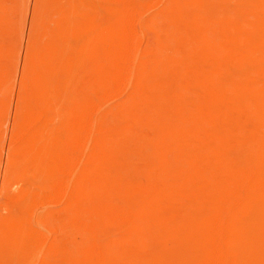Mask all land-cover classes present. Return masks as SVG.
Here are the masks:
<instances>
[{"label":"rangeland","instance_id":"374dc122","mask_svg":"<svg viewBox=\"0 0 264 264\" xmlns=\"http://www.w3.org/2000/svg\"><path fill=\"white\" fill-rule=\"evenodd\" d=\"M67 1L0 0V264H67L64 263L65 258L66 262L71 264H99L94 254L96 250L103 252L109 264H204L213 253L212 223L218 210L229 200L236 187L238 165L235 149L251 143L255 138L259 125L258 112L264 110L259 67L252 60L256 47L245 37V31L252 24L264 19V0H222L223 3L221 0H174L171 6L164 0H157L159 3L156 0H138L140 8L142 6V16L145 17H142L144 19L141 22L142 33L140 32L139 37L133 41H137V45L130 44L131 49L130 46L126 47L120 36L121 16L113 2L110 3L112 0H78L76 4H71L72 6ZM61 2H65V9ZM163 3L164 7H160ZM78 4L80 10L77 9ZM148 8L150 13L147 12ZM71 9L72 13L69 12ZM21 33L25 34V37ZM157 38H161L160 41H157ZM124 44L126 52L138 50V56L143 58L137 56L144 65L142 73H139L141 76H135L128 71L126 58L129 52L125 53ZM180 45L184 47L179 48ZM158 46L161 47L158 49ZM139 48L145 52L141 53ZM160 52L161 55H166V58L161 57ZM170 55L172 57H169ZM207 61L210 65L206 64ZM122 82L120 86L119 83ZM139 82L142 85L141 90L136 89ZM37 85L40 87L37 88ZM116 85L121 88L117 86V89ZM75 94L79 100L75 98ZM18 99H21V102ZM35 108L41 112L37 110L36 114ZM93 108L96 109L97 117ZM73 113L77 116L74 117ZM94 120L103 132L110 131L103 133L104 148L110 154L101 160L98 157L99 161L95 159L97 156L91 149L88 152L80 149L84 155L87 153L86 159L82 153L78 154L77 149V145L82 144L79 140H84L83 132L87 131L86 126H90ZM212 121L216 128L210 125ZM45 122L46 124H43ZM32 123L35 126L31 125ZM113 128L115 130L112 131ZM20 134L25 136L21 137ZM121 140L123 144L120 146ZM59 141L64 147L69 145L64 148ZM55 144H60L59 148ZM69 159L70 162L76 160L77 167L72 165L73 161L71 164L69 162L70 165L67 164ZM51 164L52 166H49ZM68 170L74 172L69 174ZM78 172L87 180L86 184L83 183L85 186H75L74 182L80 175ZM102 173H105V176ZM156 173L165 174L172 181L170 193L163 200L139 199L138 194H144L147 183ZM69 175L73 177L70 178ZM180 177L185 179L180 181ZM66 182L68 192L64 191L65 187L62 189ZM192 184H195L194 187ZM73 185L75 187H72ZM61 189L67 194H62ZM75 189L78 190L77 194ZM59 191L64 195L61 197L63 202L60 201V196L57 197ZM51 195L53 197H50ZM120 206L135 208L146 226L159 230L157 239L147 231L138 229L135 232L117 226L115 216ZM255 212L252 220L245 218L243 221L251 231L250 240L243 249L254 264H263L264 197L256 206ZM152 219L155 224L150 223L153 222ZM105 230L109 233L106 234ZM96 246L99 249H96ZM122 248H125V252L131 250V253H125ZM135 250H138V253L132 252ZM78 251L80 252L77 255ZM55 253H58L59 257L54 255ZM52 255L58 259L51 258ZM133 255L134 261L131 259ZM71 258H77L78 261ZM146 258H149L148 261ZM34 260L37 262L34 263Z\"/></svg>","mask_w":264,"mask_h":264},{"label":"bare ground","instance_id":"6f19581e","mask_svg":"<svg viewBox=\"0 0 264 264\" xmlns=\"http://www.w3.org/2000/svg\"><path fill=\"white\" fill-rule=\"evenodd\" d=\"M67 1V0H66ZM96 1V0H95ZM108 1H110V0H108ZM162 1V0H161ZM164 1H166L167 3H168V6L170 5L171 6V4H172V2H174V0L172 1V0H164ZM163 1V2H164ZM217 1V0H216ZM67 2H69V4L71 5H74V4H76L77 2H78V0H68ZM113 2V4L115 5V7H116V9L118 10V12H119V14H120V16H121V20H120V36L122 37V39L125 41V44H126V47L128 46V48H129V46H130V44L132 45V46H134L133 44H135V45H137L136 44V42H133V41H135V39H136V37L138 36V34L141 32V25H142V19H144V18H142V17H145V16H142L143 15V13H141V9H142V6H141V8H140V5H139V3H138V0H112V1H110V3H112ZM150 2V1H149ZM148 2V3H149ZM154 2V1H153ZM156 2H158L159 3V1H157L156 0ZM221 2H222V0H221ZM235 2V1H234ZM260 2H262V1H259V3ZM55 3V2H54ZM62 3V2H61ZM63 3H65V2H63ZM62 3V4H63ZM86 3H88V2H86ZM91 3V2H90ZM146 3V2H145ZM152 3V2H151ZM158 3H157V5H158ZM178 3V2H177ZM223 3V2H222ZM61 4V5H62ZM67 4V3H66ZM82 4V3H81ZM94 4V3H93ZM97 4V3H96ZM153 4V3H152ZM182 4V3H181ZM218 4V3H217ZM216 4V5H217ZM229 4V3H228ZM64 5V4H63ZM71 5V6H72ZM110 5V4H109ZM164 3H163V6L161 5H159L160 7H164ZM183 5V4H182ZM238 5V4H237ZM22 6V5H21ZM21 6H20V8H21ZM69 6V5H68ZM78 7H77V9L78 10H80L79 9V4L77 5ZM88 6V5H87ZM97 6V5H96ZM143 6H145V8L146 7H148L147 5H143ZM149 6H150V3H149ZM155 6V5H154ZM179 6V5H178ZM230 6V5H229ZM228 6V7H229ZM240 6V5H239ZM28 7H29V5H28ZM63 7V6H62ZM75 7H76V5H75ZM158 7V6H157ZM157 7H156V9H157ZM160 7H158V8H160ZM167 7V6H166ZM175 8H176V5L174 6ZM246 7V6H245ZM244 7V8H245ZM19 8V9H20ZM68 8V7H67ZM69 8H71L70 6H69ZM81 8V7H80ZM104 8V7H103ZM144 8V7H143ZM151 10H152V8L151 7H149ZM148 8V11L146 10V9H144V10H146L147 12H149V9ZM240 8V7H239ZM63 9H65V5H64V8ZM73 9V8H72ZM72 9L71 10H69V12L70 13H72ZM177 9V8H176ZM247 9V8H246ZM98 10H99V8H98ZM154 10V9H153ZM30 11V10H29ZM87 11V10H86ZM103 11H105V9L103 10ZM31 12V11H30ZM57 12H59V11H57ZM78 12L79 11H77V14H78ZM102 12V11H101ZM142 12H143V10H142ZM146 12V13H147ZM257 12V11H256ZM264 12V11H263ZM60 13V12H59ZM64 13V12H63ZM69 13V14H70ZM150 13V12H149ZM181 13V12H180ZM196 13V12H195ZM262 13V12H261ZM68 14V15H69ZM144 14H145V11H144ZM197 14V13H196ZM201 14V13H200ZM28 15V14H27ZM26 15V16H27ZM64 15H65V13H64ZM71 15V14H70ZM162 15V14H161ZM160 15V16H161ZM164 15V14H163ZM162 15V16H163ZM195 15V14H194ZM205 15V14H204ZM239 15V14H238ZM160 16H159V18H160ZM218 16V15H217ZM165 17H166V14H165ZM92 18V17H91ZM159 18H158V22H159ZM163 18V17H162ZM162 18L160 19V21L162 20ZM183 18H185L184 16H183ZM241 18V17H240ZM248 18H250V16L248 17ZM264 18V17H263ZM46 19V18H45ZM181 19V18H180ZM212 19V18H211ZM210 19V21L212 22V20ZM220 19V18H219ZM66 20V19H65ZM90 20V19H89ZM155 20V19H154ZM166 20V19H165ZM231 20V19H230ZM215 21V20H214ZM246 21V20H245ZM44 22V21H43ZM68 22V21H67ZM102 22V21H101ZM158 22H156L157 24H158ZM163 23H164V21H162ZM161 22V23H162ZM187 22V21H186ZM210 22V23H211ZM93 23V22H92ZM152 23V22H151ZM188 23V22H187ZM68 24V23H67ZM212 24V23H211ZM211 24H210V26H211ZM45 25H46V23H45ZM64 25H65V22H64ZM92 25V24H91ZM100 25H102V23H100ZM99 25V26H100ZM104 25V24H103ZM14 26H15V24H14ZM72 26V25H71ZM163 26V25H162ZM168 26V25H167ZM172 26H174V25H172ZM213 26V25H212ZM62 27V26H61ZM20 28V27H19ZM143 28H144V26H143ZM164 28V27H163ZM190 28V27H189ZM211 28V27H210ZM19 30V29H18ZM53 30V29H52ZM168 30H170V26H169V28H168ZM186 30V29H185ZM192 30V29H191ZM25 31V30H24ZM167 31V30H166ZM187 31V30H186ZM26 32V31H25ZM46 32V31H45ZM70 32H71V30H70ZM156 32V31H155ZM164 32H165V30H164ZM23 33V32H22ZM21 33V34H22ZM142 33V32H141ZM175 33V32H174ZM2 34V33H1ZM171 34H172V32H171ZM197 34V33H196ZM22 35H24L23 37H25V34H22ZM93 35H94V33H93ZM142 35V34H141ZM166 35H167V33H166ZM172 35H175V34H172ZM117 36V35H116ZM225 36V35H224ZM93 37V36H92ZM139 37V36H138ZM154 37H157L156 35H154ZM154 37H153V39H154ZM162 37V36H161ZM165 37V36H164ZM163 37V38H164ZM188 37V36H187ZM227 37V36H226ZM230 37V36H229ZM245 37H246V39L248 40V42L249 43H251L252 45H254L255 47H256V50H255V53L253 54V57H252V60H253V62L259 67V79H260V82H261V85H262V89H261V91H263V93H264V19H259V20H257L254 24H252L250 27H249V29L248 30H246L245 31ZM20 38V37H19ZM119 38V37H118ZM162 38V39H163ZM166 38V37H165ZM171 38V37H170ZM175 38V37H174ZM191 38V37H190ZM189 38V39H190ZM222 38V37H221ZM225 38V37H224ZM228 38V37H227ZM160 39L161 38H157V41H160ZM172 39V38H171ZM177 39V38H176ZM193 39V38H192ZM191 39V40H192ZM6 40V39H5ZM19 40V39H18ZM22 40V39H21ZM20 40V41H21ZM24 40H25V38H24ZM52 40V39H51ZM137 40H139V39H137ZM163 40H165V39H163ZM162 40V41H163ZM198 40H199V38H198ZM222 40V39H221ZM229 40V39H228ZM236 40V39H235ZM26 41V40H25ZM166 41H167V39H166ZM172 41V40H171ZM189 41V40H188ZM193 41V40H192ZM220 41V40H219ZM11 42H13V41H11ZM10 42V43H11ZM133 42V43H132ZM138 42H140V41H138ZM191 42V41H190ZM190 42H188V44L190 43ZM195 42V41H194ZM23 43H25L24 41H23ZM157 43V42H156ZM161 44H162V42H160ZM186 43V42H185ZM193 43V42H192ZM228 43H229V41H228ZM236 43V42H235ZM52 44V43H51ZM118 44H119V42H118ZM125 44H124V48H125ZM174 44V43H173ZM194 44H196V43H194ZM87 45V44H86ZM157 45V44H156ZM184 45V44H183ZM199 44H197V46H198ZM21 46V45H20ZM52 46V45H51ZM132 46H130V49H131V47ZM139 46V45H138ZM169 46V45H168ZM182 45H180L179 46V48L181 47ZM49 47V46H48ZM137 47V46H136ZM140 47V46H139ZM156 47V46H155ZM159 47H161V46H158V49H159ZM163 47V46H162ZM170 47V46H169ZM168 47V48H169ZM184 46H182V48H183ZM187 47H188V45H187ZM187 47H186V50H185V53H186V51H187ZM227 47H228V45H227ZM51 48H54V47H51ZM128 48H127V50H128ZM134 48V47H133ZM157 48V47H156ZM181 48V49H182ZM190 48V47H189ZM196 48V47H195ZM199 48V47H198ZM222 48V47H221ZM55 49V48H54ZM138 49V48H137ZM140 49V48H139ZM153 49H155V48H153ZM158 49H157V51H158ZM178 49V48H177ZM177 49H175L176 51H177ZM220 49V48H219ZM229 49H230V47H229ZM234 49H235V47H234ZM7 50V49H6ZM22 50V49H21ZM141 50V53H143V52H145V51H143L142 49H140ZM149 51H150V49H148ZM175 50H173V51H175ZM183 50V49H182ZM192 50V49H191ZM190 50V51H191ZM195 50H197V48L195 49ZM238 50V49H237ZM51 51V50H50ZM143 51V52H142ZM157 51H156V53H157ZM162 51V50H161ZM163 51H165L164 50V48H163ZM162 51V52H163ZM169 51H171V50H168V52ZM175 51V52H176ZM209 51V50H208ZM227 51H229V50H226V52ZM18 52V51H17ZM57 52V51H56ZM85 52V51H84ZM93 52V51H92ZM129 51H127L126 52V48H125V53H128ZM137 52H138V50H137ZM135 50H130V52H129V54H128V58H126V60H128V68L127 69H129L128 71L130 72H132V74H134L135 76H139L142 72H141V70H142V67L144 66L143 65V63H141L140 62V60L138 59V57H140V59H143V58H141V56H138V53H137ZM182 52V51H181ZM193 52V51H192ZM197 52V51H196ZM202 52H204V47H203V51ZM24 53V52H23ZM59 53V52H58ZM71 53H73V52H71ZM75 53V52H74ZM140 53V52H139ZM151 52H149V54H150ZM8 54V53H7ZM182 54H183V52H182ZM203 54V53H202ZM206 54H208V53H206ZM223 54V53H222ZM9 55V54H8ZM58 55H60V53L58 54ZM126 55V57H127V54H125ZM158 55H159V53H158ZM160 55H161V52H160ZM177 55V54H176ZM179 55V54H178ZM186 55V54H185ZM21 56V55H20ZM19 56V57H20ZM138 56V57H137ZM163 56H165V58H166V55H161V57H163ZM212 56V55H211ZM22 57V56H21ZM20 57V58H21ZM65 57V56H64ZM158 57V56H157ZM160 57V58H161ZM169 57H172V55H170ZM174 57V56H173ZM10 58V57H9ZM58 58H60V57H58ZM78 58H80V57H78ZM125 58V57H124ZM146 58V57H145ZM144 58V59H145ZM152 58V57H151ZM164 58V59H165ZM168 58V57H167ZM11 59V58H10ZM19 59V58H18ZM47 59V58H46ZM71 59H73L72 57H71ZM103 58H101V61H103L102 60ZM163 59V58H162ZM162 59H161V61H162ZM169 59V58H168ZM171 59H173V58H171ZM177 59V58H176ZM175 59V60H176ZM125 60V61H126ZM156 60V59H155ZM217 60V59H216ZM224 60V59H223ZM34 61H35V59H34ZM49 61V60H48ZM70 61H73V60H70ZM99 61V60H98ZM147 61V60H146ZM167 61L168 60H166V63H167ZM177 61H178V59H177ZM74 62V61H73ZM73 62H71V64L73 63ZM104 62H106V61H104ZM145 62V61H144ZM156 62V61H155ZM208 63H206V64H209V61H207ZM218 62V61H217ZM121 63V62H120ZM146 63V62H145ZM163 63V62H162ZM175 63V62H174ZM177 63V62H176ZM220 63V62H219ZM77 64V63H76ZM148 64V63H147ZM158 64V63H157ZM18 65V64H17ZM39 65V64H38ZM74 65V64H73ZM87 65V64H86ZM124 65H125V63H124ZM143 65V66H142ZM166 65V64H165ZM210 65V64H209ZM245 65V64H244ZM15 66V65H14ZM37 66V65H36ZM160 66H162V65H160ZM199 66V65H198ZM207 66V65H206ZM224 66V65H223ZM38 67V66H37ZM41 67H43V65L41 66ZM146 67V66H145ZM159 67V66H158ZM157 67V68H158ZM72 68H73V66H72ZM222 68V67H221ZM38 69V68H37ZM41 69V68H40ZM60 69V68H59ZM92 69V68H91ZM90 69V70H91ZM97 69V68H96ZM95 69V70H96ZM146 70H147V68H145ZM181 69V68H180ZM198 69H200V68H198ZM62 70V69H61ZM94 70V69H93ZM144 70V69H143ZM18 71H19V69H18ZM49 71V70H48ZM72 71V70H71ZM124 70H122V72H123ZM154 71V70H153ZM156 71V70H155ZM125 72V71H124ZM141 72V73H140ZM171 72V71H170ZM221 72V71H220ZM36 74H37V70H36V72H35ZM128 73V72H127ZM140 73V74H139ZM153 73H155V72H153ZM258 73V72H257ZM48 74V73H47ZM52 74V73H51ZM122 74V73H121ZM132 74L130 75L131 77H132ZM209 74V73H208ZM30 75V74H29ZM49 75V74H48ZM123 75V74H122ZM160 75V74H159ZM17 76V75H16ZM15 76V77H16ZM32 76V75H31ZM50 76V75H49ZM71 76H72V74H71ZM125 76H127V75H124V77ZM129 76V75H128ZM127 76V77H128ZM129 76V77H130ZM141 76V75H140ZM157 76V75H156ZM28 77V76H27ZM65 77V76H64ZM159 77V76H158ZM158 77H155V78H158ZM47 78V77H46ZM45 78V79H46ZM55 78V77H54ZM57 78V77H56ZM68 78V77H67ZM122 78V77H121ZM120 78V79H121ZM165 79H166V77H164ZM164 78H161V79H163L164 80ZM201 78V77H200ZM65 79V78H64ZM74 79V78H73ZM107 79V78H106ZM159 79V78H158ZM18 80V79H17ZM47 80V79H46ZM79 80H80V78H79ZM104 80H105V78L103 79V82H104ZM107 80H109V79H107ZM110 80H111V78H110ZM123 80V79H122ZM147 80H148V78H147ZM160 80V79H159ZM167 80V79H166ZM45 81V80H44ZM48 81V80H47ZM51 81H52V77H51ZM72 82H73V80H71ZM121 81V80H120ZM140 81V80H139ZM196 81V80H195ZM49 82V81H48ZM47 82V84H49ZM124 82V81H123ZM123 82L122 83H119V85L120 84H123ZM147 82V81H146ZM178 82H179V80L177 81V84H178ZM241 82V81H240ZM18 83V82H17ZM42 83V82H41ZM51 83V82H50ZM57 83V82H56ZM127 83V82H126ZM125 83V84H126ZM156 83V82H155ZM20 84V83H19ZM52 84H54V83H52ZM70 84H71V82H70ZM117 84V83H116ZM58 85H59V83H58ZM119 85H116V88H117V86H118V88H121V87H119ZM14 86H15V84H14ZM48 86V85H47ZM50 86V85H49ZM109 86V85H108ZM114 86V85H113ZM121 86V85H120ZM15 87H17V86H15ZM40 86H38L37 85V88H39ZM43 87H45V86H43ZM42 87V88H43ZM51 87V86H50ZM54 87H55V85H54ZM122 87H124V89H125V86H123L122 85ZM178 87V86H177ZM115 88V87H114ZM117 88V89H118ZM126 88H127V86H126ZM141 88H142V85H141V82H139L138 83V85H137V87H136V89L137 90H141ZM145 88V87H144ZM223 88V87H222ZM225 88V87H224ZM17 89V88H16ZM15 89V90H16ZM32 89V88H31ZM44 89V88H43ZM134 89H135V86H134ZM133 89V90H134ZM175 89V88H174ZM121 90V89H120ZM133 90H131V91H133ZM148 90V89H147ZM153 90V89H152ZM177 90H178V88H177ZM176 90V91H177ZM221 90V89H220ZM58 91H60V90H58ZM65 91V90H64ZM121 91H123V90H121ZM126 91V90H125ZM129 91V90H128ZM128 91H126V92H128ZM151 91V90H150ZM149 91V92H150ZM221 91H223V90H221ZM15 92V91H14ZM52 95H53V89H52ZM61 92V91H60ZM74 92V91H73ZM137 92V91H136ZM136 92H134L135 94H137ZM184 92V91H183ZM119 93V92H118ZM121 93V92H120ZM142 93H143V91H142ZM151 93V92H150ZM158 93H160V92H158ZM178 93V92H177ZM239 93V92H238ZM68 93H66V95H67ZM123 94V93H122ZM129 94H131V93H129ZM128 94V95H129ZM132 94H133V92H132ZM147 94V93H146ZM187 94V93H186ZM61 95V94H60ZM65 95V94H64ZM74 95V94H73ZM143 95H145V94H143ZM205 95V94H204ZM11 96H12V94H11ZM69 96V95H68ZM76 96V97H75ZM75 96H72L73 98L75 97L77 100H79L80 98L78 97V95H76L75 94ZM138 96V95H137ZM50 97V96H49ZM63 97V96H62ZM70 97V96H69ZM78 97V98H77ZM128 97V96H127ZM132 97V96H131ZM130 97V98H131ZM136 97V96H135ZM149 97H150V94H149ZM174 97V96H173ZM181 97V96H180ZM244 97V96H243ZM242 97V98H243ZM17 98H18V96H17ZM20 98V97H19ZM107 98V97H106ZM133 98V97H132ZM145 98V97H144ZM182 98V97H181ZM245 98V97H244ZM12 99V98H11ZM51 99V98H50ZM75 99V100H76ZM105 99V98H104ZM137 99H138V97H137ZM143 99V98H142ZM18 100H20V102H21V99H18ZM65 100V99H64ZM64 100H63V102H64ZM72 101H74V99H71ZM77 100L75 101V102H77ZM109 100V99H108ZM144 100V99H143ZM147 100H148V97H147ZM28 100H26V102H27ZM62 101V100H61ZM71 101V102H72ZM174 101V100H173ZM238 101V100H237ZM13 102H15V100L13 101ZM18 102V101H17ZM70 101L68 100V103H69ZM104 102V101H103ZM145 102V101H144ZM187 102V101H186ZM185 102V103H186ZM220 102V101H219ZM67 103V104H68ZM94 103V102H93ZM105 103V102H104ZM110 103V102H109ZM128 103V102H127ZM136 103V102H135ZM142 103V102H141ZM157 103V102H156ZM155 103V104H156ZM222 103V102H221ZM18 104H19V102H18ZM33 104V103H32ZM77 104V103H76ZM143 104V103H142ZM146 104V103H145ZM144 104V105H145ZM148 104V103H147ZM184 104V103H183ZM187 104V103H186ZM13 105H15V104H13ZM96 105V104H95ZM98 105V104H97ZM131 105V104H130ZM156 105H158V104H156ZM225 105V104H224ZM19 106V105H18ZM17 106V107H18ZM28 106V105H27ZM54 106V105H53ZM68 106H69V104H68ZM93 106V105H92ZM160 106V105H159ZM158 106V107H159ZM188 106V105H187ZM67 106H65V108H66ZM70 107V109H71V106H69ZM74 107V106H73ZM76 107V106H75ZM95 107V106H94ZM99 107V106H98ZM130 107V106H129ZM151 107V106H150ZM172 107V106H171ZM223 107V106H222ZM28 108V107H27ZM26 108V109H27ZM37 108V107H36ZM35 108V109H36ZM137 108H138V106H137ZM188 108H191V107H188ZM203 108V107H202ZM224 108V107H223ZM23 109V107L21 108V110ZM25 109V110H26ZM34 109V110H35ZM58 109V108H57ZM67 109V108H66ZM70 109L68 110V111H70ZM75 109V108H74ZM94 109V108H93ZM100 109H101V107H100ZM112 109V108H111ZM157 109V108H156ZM18 110H19V107H18ZM29 110V109H28ZM27 110V111H28ZM38 109H36L35 110V113L37 114V111ZM96 109H94V111H95ZM102 110V109H101ZM104 110V109H103ZM102 110V111H103ZM125 110V109H124ZM144 110V109H143ZM193 110V109H192ZM12 111V110H11ZM39 112H41L40 110H38ZM55 111H56V109H55ZM66 111V110H65ZM98 111H100V110H98ZM158 111V110H157ZM227 111V110H226ZM18 112H20V111H18ZM38 112V113H39ZM42 112H43V110H42ZM71 112H73L72 110H71ZM70 112V113H71ZM93 112V111H92ZM128 112V111H127ZM195 112V111H194ZM11 113V112H10ZM76 114H77V112H75ZM75 113H73L74 114V117H76L77 115L75 114ZM96 111L94 112V114H95V116H96ZM99 113V112H98ZM130 113V112H129ZM259 114H258V123H259V125H258V130H257V133H256V136H255V138L251 141V143H248V144H246V145H244V146H241V147H237L236 149H235V153H236V163H237V165H238V172L236 171V173H238V178H237V183H236V187H235V190H234V192L232 193V195L230 196V198H229V200H227L225 203H224V205L222 206V207H220V209L218 210V213H217V216H216V218L214 219V221H213V223H212V226H213V235H214V240H213V253H212V255H211V257L210 258H208L205 262H204V264H254V262H253V260L248 256V254L245 252V250L243 249V246L247 243V241H249L250 240V236H251V231L247 228V226L246 225H244L243 224V221H244V219L245 218H251V220H252V217L254 216V213H256L255 212V208H256V206L258 205V203L261 201V199H262V197H264V110H259V112H258ZM11 114H13V113H11ZM41 114V113H40ZM39 114V115H40ZM56 114V113H55ZM202 114V113H201ZM66 115H68V116H72V114L70 115V114H66ZM76 115V116H75ZM91 115V114H90ZM92 115H93V113H92ZM121 115V114H120ZM35 116V115H34ZM38 116V115H37ZM42 116H44V115H42ZM97 116H98V114H97ZM96 116V117H97ZM116 116H118V115H116ZM115 116V117H116ZM126 116V115H125ZM157 116V115H156ZM155 116V117H156ZM185 116V115H184ZM205 116V115H204ZM39 117H41V116H39ZM73 117V118H74ZM201 117H203V116H201ZM92 119L94 118V117H91ZM90 118V119H91ZM153 118V117H152ZM102 120H103V118H101ZM116 119V118H115ZM74 120H75V118H74ZM101 120V121H102ZM105 120V119H104ZM141 119L139 118V121H140ZM150 120V119H149ZM204 120H205V118H204ZM224 120V119H223ZM14 121V120H13ZM44 121V120H43ZM63 121V120H62ZM62 121H60V122H62ZM65 121V120H64ZM148 121V120H147ZM152 121V120H151ZM40 122H42L41 120H40ZM89 121H87V123H88ZM97 122V121H96ZM96 122H95V120L92 122L91 121V123H90V126H86V130L87 131H85V132H83L84 134H85V136H84V140L83 141H81V140H79L82 144L80 145L79 144V146L77 145V149L79 150V153L78 154H80V153H82V151H87L88 152V150L90 151V149L93 151V154L95 155V156H97L95 159H97L98 157H99V159L101 160V159H104L105 158V156L108 154V152H106V150H105V148H104V140H103V133L105 132V133H108V132H110L109 130H108V132H106V131H102L97 125H96ZM111 122V121H110ZM134 122H136V121H134ZM205 122V121H204ZM207 122H209V121H207ZM206 122V123H207ZM48 123V122H47ZM50 123V122H49ZM73 122H71V124H72ZM137 123V122H136ZM146 123V122H145ZM15 124V123H14ZM40 124V123H39ZM43 124H46V122L45 123H43ZM89 124V123H88ZM87 124V125H88ZM107 124V123H106ZM116 124H117V122H116ZM126 124V123H125ZM150 124V123H149ZM189 125H190V123H188ZM197 124V123H196ZM200 124H201V121H200ZM199 124V125H200ZM202 124H203V122H202ZM208 124V123H207ZM31 125H34L33 123L31 124ZM41 125V124H40ZM51 125V124H50ZM50 125H49V127H50ZM137 125V124H136ZM136 125H135V127H136ZM140 125L142 126V123H141V121H140ZM145 125V124H144ZM210 125H212L214 128H216V124L214 123V121H212L211 122V124ZM24 126V125H23ZM35 126V125H34ZM37 126V125H36ZM52 127H53V125H51ZM73 126H75V125H73ZM100 126V125H99ZM126 126H127V124H126ZM147 126H150V125H147ZM173 126V125H172ZM221 126V125H220ZM11 127V126H10ZM48 127V128H49ZM51 127V128H52ZM55 127V126H54ZM53 127V128H54ZM87 127H89V128H87ZM191 128H193L192 126H190ZM199 127V126H198ZM7 128V127H6ZM31 128H33V127H31ZM42 128V127H41ZM52 128V129H53ZM75 128V127H74ZM73 128V129H74ZM126 128V127H125ZM137 128V127H136ZM135 128V129H136ZM173 128V127H172ZM10 129V128H9ZM30 129V128H29ZM29 129H28V131H29ZM62 129V128H61ZM129 129V128H128ZM153 129V128H152ZM170 129V128H169ZM227 129V128H226ZM232 129V128H231ZM47 130V129H46ZM113 130H115L114 128L112 129V131ZM126 130L127 129H125V132H126ZM228 130V129H227ZM32 130H30V132H31ZM119 131V130H118ZM137 131V130H136ZM148 131V130H147ZM155 131V130H154ZM238 131H239V129H238ZM26 132H27V130H26ZM54 132V131H53ZM61 132V131H60ZM76 132V131H75ZM133 132H134V130H133ZM19 133H21V132H19ZM18 133V134H19ZM24 133V132H23ZM104 133V134H105ZM201 133V132H200ZM229 133V132H228ZM26 135H27V133H25ZM52 134V133H51ZM80 134V133H79ZM131 134V133H130ZM134 134H137V133H134ZM160 134V133H159ZM163 134V133H162ZM217 134H219L218 132H217ZM216 134V135H217ZM21 135V134H20ZM66 135V134H65ZM132 136H134L133 134H131ZM130 135V136H131ZM138 135V134H137ZM137 135H136V137H137ZM176 135V134H175ZM220 135V134H219ZM223 135H225V134H223ZM24 137L25 135H21V137ZM79 136H81V135H79ZM124 136H125V134H124ZM131 136V137H132ZM228 136V135H227ZM230 136V135H229ZM27 137V136H26ZM59 137H60V135H59ZM58 137V138H59ZM130 137V138H131ZM135 137V136H134ZM143 137V136H142ZM206 137H207V135H206ZM217 137V136H216ZM8 138V137H7ZM6 138V139H7ZM29 138V137H28ZM139 138V137H138ZM141 138V137H140ZM193 138V137H192ZM21 139V138H20ZM25 139H27V138H25ZM126 139H127V137H126ZM125 139V140H126ZM185 139H186V137H185ZM59 140V139H58ZM127 140H129V139H127ZM126 140V141H127ZM138 140V139H137ZM141 140H143L142 138H141ZM183 140V139H182ZM20 141V140H19ZM29 141H31L30 140V138H29ZM125 141V142H126ZM219 141V140H218ZM42 142L44 143V141L42 140ZM54 142H58L57 140L55 141L54 140ZM60 142V141H59ZM64 142V141H63ZM135 142V141H134ZM31 143V142H30ZM61 143V142H60ZM65 143V142H64ZM123 144V141L121 140V142H120V146ZM136 143V142H135ZM137 143H138V141H137ZM179 143V142H178ZM190 143V142H189ZM193 143H194V140H193ZM45 144V143H44ZM116 144V143H115ZM119 143L117 142V145H118ZM132 144H133V142H132ZM56 146H57V144H55ZM61 145H62V143H61ZM67 145H69V144H67ZM67 145H66V147H67ZM129 145V144H128ZM131 145V144H130ZM137 145V144H136ZM138 145H140L139 143H138ZM137 145V146H138ZM176 145V144H175ZM193 145V144H192ZM59 146H60V144L57 146L58 148H59ZM63 147H64V144L62 145ZM61 146V147H62ZM111 146V145H110ZM61 147H60V149H61ZM66 147H64V148H66ZM70 147V146H69ZM129 147H132V146H128V148ZM145 147V146H144ZM174 147V146H173ZM213 147V146H212ZM222 147V146H221ZM13 148V147H12ZM71 148V147H70ZM107 148V147H106ZM126 148V147H125ZM80 149L82 150L81 152H80ZM181 149V148H180ZM211 149V148H210ZM10 150V149H9ZM45 150V149H44ZM72 150V149H71ZM48 151V150H47ZM64 151V150H63ZM65 151H67V149H65ZM123 151V150H122ZM181 151V150H180ZM186 151V150H185ZM145 152V151H144ZM48 153H49V151H48ZM66 153H68V152H66ZM70 153H72V151H70ZM123 153V152H122ZM146 153V152H145ZM181 153V152H180ZM65 154V153H64ZM72 154H74V153H72ZM86 154L87 153H85V155L82 153V155H83V157H85L86 156ZM110 154V153H109ZM108 154V155H109ZM129 154V153H128ZM128 154H126V155H128ZM187 153L185 152V155H186ZM208 154V153H207ZM221 154H222V152H221ZM12 155V154H11ZM26 155V154H25ZM43 155V154H42ZM68 155V154H67ZM75 155V154H74ZM82 155H81V158H83L82 157ZM113 155H114V153H113ZM112 155V156H113ZM130 155V154H129ZM4 156H6V155H4ZM3 156V157H4ZM36 156V155H35ZM40 156V155H39ZM131 156V155H130ZM8 157V156H7ZM28 157V156H27ZM69 157V156H68ZM111 157V156H110ZM116 157V156H115ZM132 157V156H131ZM185 157V156H184ZM40 158V157H39ZM70 158H72L71 156H70ZM76 158V157H75ZM78 158V157H77ZM127 158V157H126ZM136 158V157H135ZM142 158V157H141ZM182 158V157H181ZM180 158V159H181ZM49 159H50V157H49ZM52 159V158H51ZM54 159V158H53ZM68 159V158H67ZM72 159H74V158H72ZM84 159H86V157L84 158ZM111 159H113V157L112 158H110V161H111ZM173 159V158H172ZM191 159H192V157H191ZM6 160H7V158H6ZM62 160H64V159H62ZM80 159L78 158V161H79ZM82 160V159H81ZM98 160V159H97ZM121 160V159H120ZM134 160V159H133ZM223 160H225L224 158H223ZM37 162H38V160H36ZM65 161V160H64ZM68 162H66L67 164H69V162H70V159L69 160H67ZM74 163H73V162ZM71 162H72V165L74 166V164H75V166L77 167V165H76V163H75V161L74 160H72ZM78 161H77V163H78ZM99 161V160H98ZM97 161V162H98ZM122 161V160H121ZM129 161V160H128ZM206 161V160H205ZM31 162H33V161H31ZM50 162V161H49ZM71 162H70V164H71ZM83 162H84V160H83ZM101 162V161H100ZM99 162V163H100ZM104 161H102L101 163H103ZM109 161H107V163H108ZM204 162V161H203ZM214 162V161H213ZM212 162V163H213ZM34 163V162H33ZM36 163V162H35ZM82 163V162H81ZM105 163H106V161H105ZM105 163H103V164H105ZM177 163H179V162H177ZM69 164V165H70ZM80 164V163H79ZM86 164H87V162H86ZM132 164V163H131ZM181 164V163H180ZM193 164V163H192ZM214 164V163H213ZM71 165V166H72ZM96 165V164H95ZM107 165V164H106ZM199 165V164H198ZM202 165V164H201ZM226 165H227V162H226ZM28 166V165H27ZM49 166H52V164L51 165H49ZM49 166H47L48 168H49ZM85 166H87V165H85ZM98 166V165H97ZM128 166V165H127ZM146 166V165H145ZM29 167V166H28ZM81 167H83V166H81ZM100 167V166H99ZM173 167H174V164H173ZM200 167V166H199ZM1 168H2V166H1ZM69 168H72V167H70L69 166ZM79 168H80V166H79ZM86 168V167H85ZM129 168V167H128ZM189 168H191V167H189ZM83 169V168H82ZM104 169V168H103ZM172 169V168H171ZM71 170V169H70ZM70 170H68V172H69V174L71 173V172H74L73 170L70 172ZM78 170H81V169H78ZM85 170V169H84ZM83 170V171H84ZM113 170V169H112ZM157 170H159V169H157ZM156 170V171H157ZM193 170V169H192ZM110 171V170H109ZM124 171V170H123ZM126 171V170H125ZM176 171V170H175ZM212 171V170H211ZM67 172V171H66ZM137 172V171H136ZM159 172V171H158ZM63 173H64V171H63ZM62 173V174H63ZM79 173V172H78ZM82 173V172H81ZM186 173V172H185ZM193 173V172H192ZM191 173V174H192ZM212 173V172H211ZM60 174V173H59ZM66 174V173H65ZM73 174V173H72ZM80 174V173H79ZM83 174H84V172H83ZM102 174H104L103 176H105V173H102ZM127 174V173H126ZM208 174V173H207ZM74 175V174H73ZM123 175V174H122ZM186 175H187V173H186ZM189 175V174H188ZM204 175V174H203ZM70 176V175H69ZM93 176V175H92ZM92 176H91V178H92ZM191 176V175H190ZM205 176H206V173H205ZM210 176V175H209ZM208 176V177H209ZM61 177H63V176H61ZM71 177H73V176H70V178ZM88 177V176H87ZM109 177V176H108ZM120 177H121V175H120ZM183 177H184V175H183ZM193 177V176H192ZM203 177V176H202ZM64 178V177H63ZM67 180H68V178L67 177H65ZM75 178V177H74ZM125 178V177H124ZM173 178H174V176H173ZM172 178V179H173ZM195 178H197L196 176H195ZM199 178H201V177H199ZM62 179V178H61ZM93 179V178H92ZM95 179V178H94ZM109 179H110V177H109ZM123 179V178H122ZM185 178H182V177H180V181H182V180H184ZM192 179V178H191ZM234 179V178H233ZM73 180V179H72ZM71 180V181H72ZM99 180V179H98ZM127 180V179H126ZM139 180H140V178H139ZM177 180V179H176ZM176 180H175V182H176ZM207 180V179H206ZM206 180H205V182H206ZM209 181H210V179H208ZM228 180V179H227ZM69 181V180H68ZM122 181V180H121ZM123 181H124V179H123ZM178 181V180H177ZM191 181V180H190ZM193 181H195V180H193ZM204 181V180H203ZM212 181V180H211ZM213 181H215L214 179H213ZM64 182V181H63ZM73 182H74V180H73ZM73 182H72V184H73ZM91 182V181H90ZM102 182V181H101ZM114 182V181H113ZM142 182V181H141ZM189 182V181H188ZM205 182H203L204 184H205ZM226 182V181H225ZM83 183H87V180L83 177V175L82 174H80V175H78L77 176V178H76V181L74 182V184H75V186L77 185V184H83ZM184 183V182H183ZM195 183V182H194ZM85 184H83L84 186H85ZM91 184V183H90ZM121 184V183H120ZM143 184H145L144 182H143ZM142 184V185H143ZM148 185H146V189H145V191H144V194H142V195H140V194H138V198L139 199H147V200H159V199H165L166 198V196L170 193V191H171V187H172V181L168 178V177H166V175L165 174H160V173H156V176H155V174H154V176H153V178H152V180L149 182V183H147ZM181 184V183H180ZM190 184V183H189ZM200 184H201V182H200ZM215 184V183H214ZM223 184V183H222ZM66 185H68L67 184V182H66V184L64 183V185H63V188L62 189H64V187H65V189H66ZM92 185V184H91ZM91 185H89V187L91 188L92 186ZM177 185V184H176ZM193 185V184H192ZM195 185V184H194ZM194 185H193V187H194ZM198 185V184H197ZM210 185H211V183H210ZM232 185V184H231ZM74 185L72 186V187H75ZM88 186V185H87ZM86 186V187H87ZM128 186V185H127ZM215 187H216V185H214ZM227 186V185H226ZM89 187H87L88 188V190H91L92 191V189H90ZM121 187V186H120ZM142 187V186H141ZM187 187V186H186ZM189 187V186H188ZM196 187V186H195ZM220 187V186H219ZM185 188V187H184ZM205 188V187H204ZM228 188V187H227ZM61 189V191H62V194H67V193H63V190ZM64 189V191H67L68 192V190L66 189L65 190ZM69 189H70V187H69ZM73 189V188H72ZM94 189V188H93ZM182 189V188H181ZM200 189H202V188H200ZM208 189V188H207ZM219 189V188H218ZM76 190V189H75ZM184 190H186V189H184ZM202 190H204V189H202ZM61 191H59L60 192V194H58L57 195V197L58 196H60V199H61V197L62 196H64V195H62L61 194ZM77 191L78 190H76V194H77ZM197 191V190H196ZM196 191H194V192H196ZM209 191V190H208ZM229 191V190H228ZM58 192V193H59ZM192 192V191H191ZM191 192H189V193H191ZM199 192V191H198ZM107 193V192H106ZM197 193V192H196ZM73 194V193H72ZM124 194V193H123ZM40 195V194H39ZM109 195V194H108ZM125 195V194H124ZM184 195V194H183ZM182 195V196H183ZM194 195V194H193ZM197 195H198V193H197ZM200 195V194H199ZM38 195H36V197H37ZM178 196V195H177ZM176 196V197H177ZM203 196V195H202ZM50 197H53L52 195L50 196ZM74 197H75V195H74ZM134 197V196H133ZM193 197V196H192ZM195 197V196H194ZM222 197V196H221ZM1 198V197H0ZM38 199L37 200H39V197H37ZM59 198V197H58ZM123 198H124V196H123ZM199 198H200V196H199ZM202 199H204V198H202ZM202 199H201V201H202ZM26 200H27V198H26ZM25 200V201H26ZM35 200H36V198H35ZM41 200V199H40ZM120 200V199H119ZM122 200V199H121ZM179 200V199H178ZM182 200V199H181ZM208 200V199H207ZM48 201H52V200H48ZM58 201V200H57ZM60 201H64V200H60ZM200 201V202H201ZM144 202V201H143ZM57 203V202H56ZM151 203H153L152 201H151ZM178 203V202H177ZM42 204V203H41ZM78 204V203H77ZM185 205V204H184ZM193 205V204H192ZM39 206V205H38ZM209 206V205H208ZM213 206H215V205H213ZM58 207V206H57ZM116 207V206H115ZM183 207V206H182ZM117 208V207H116ZM177 208V207H176ZM210 208V207H209ZM37 209H38V207H37ZM186 209V208H185ZM212 209V208H211ZM28 210V209H27ZM180 210V209H179ZM201 210V209H200ZM202 210H203V207H202ZM217 210V209H216ZM77 211V210H76ZM79 211V210H78ZM181 211V210H180ZM34 212V211H33ZM188 212V211H187ZM200 212H202V211H200ZM163 213V212H162ZM174 214V213H173ZM201 214V213H200ZM182 215H183V211H182ZM187 215H188V213H187ZM186 216V215H185ZM200 216H202V215H200ZM33 217V216H32ZM76 219V218H75ZM78 219V218H77ZM142 218H141V214L138 212V211H136V209L135 208H130V207H127V206H120V208H118V210H117V214H116V216H115V220H116V222H117V226H119V227H122V228H124V229H127V230H130V231H138V229L139 230H142V231H147L149 234H151L152 235V237H154V239H157V234H158V232H159V230L156 228V227H148V226H146L144 223H143V221L141 220ZM178 220V219H177ZM181 220V219H180ZM184 220V219H183ZM33 221V220H32ZM148 221H150V220H148ZM147 221V222H148ZM152 221H153V219H152ZM115 222V223H116ZM155 221H153V222H150V223H154ZM97 223V222H96ZM99 223V222H98ZM206 223V222H205ZM155 224V223H154ZM97 225V224H96ZM33 226H34V224H33ZM86 226V225H85ZM174 226V225H173ZM98 227H99V225H98ZM97 227V228H98ZM34 228H37V227H34ZM41 228V227H40ZM87 228V227H86ZM96 229V228H95ZM105 229H106V227H105ZM116 229V228H115ZM38 231H39V229H37ZM45 230V229H44ZM103 230V229H102ZM37 231V232H38ZM51 231V230H50ZM106 231V234H108L107 233V230H105ZM109 231H111V229L109 230ZM97 232V231H96ZM99 232V231H98ZM122 232V231H121ZM55 233V232H54ZM194 234H195V232H193ZM40 234H42L41 233V231H40ZM48 234H50V233H48ZM101 234V233H100ZM111 234V233H110ZM109 234V235H110ZM169 234V233H168ZM46 236H47V233L45 234ZM44 235V236H45ZM99 235V234H98ZM38 236H40V235H38ZM44 236H42V239H44L43 237ZM36 237H37V235H36ZM51 237V236H50ZM41 238V237H40ZM48 238V237H47ZM46 238V239H47ZM260 238V237H259ZM48 239H50V238H48ZM44 241H45V239H44ZM44 241H43V244H45L44 243ZM47 241V240H46ZM45 241V242H46ZM95 241V240H94ZM41 242V241H40ZM48 242V241H47ZM46 242V243H47ZM89 242H91L90 241V239H89ZM92 243V242H91ZM133 243H135V242H133ZM48 244V243H47ZM129 244H131L130 242H129ZM40 245V244H39ZM48 245H50V244H48ZM48 245H47V247H48ZM52 245H55V247L57 246V244H53L52 243ZM132 245V244H131ZM98 247L100 246V245H97ZM96 246V249L98 248ZM124 246V245H123ZM39 247V246H38ZM90 247V246H89ZM128 247V246H127ZM127 247H126V249H127ZM239 247V248H238ZM82 248V247H81ZM121 247H119V249H120ZM47 249V248H46ZM49 249V248H48ZM51 249V248H50ZM55 249V248H54ZM60 249V248H59ZM83 249V248H82ZM99 249V248H98ZM103 249V248H102ZM112 249V248H111ZM125 249V248H124ZM123 248H122V250H124ZM132 249H133V247H132ZM134 249H136V248H134ZM37 250V249H36ZM79 250H81L80 248H79ZM106 250H107V248H106ZM76 251V250H75ZM95 251V250H94ZM109 251V250H108ZM126 250H124V252H125ZM130 251V253H131V250H129ZM129 251H127L128 253H129ZM54 252V251H53ZM66 252V251H65ZM79 252L80 251H78V253H77V255L79 254ZM123 252V251H122ZM123 252V253H124ZM127 252H125V253H127ZM132 252H134V254H135V252H136V250L135 251H132ZM59 253V252H58ZM58 253L56 254H54V255H57L58 256ZM62 253V252H61ZM109 253V252H108ZM117 253V252H116ZM118 253H119V250H118ZM125 253H124V255L123 256H125ZM127 253V254H128ZM136 253H138V250H137V252ZM2 254V253H1ZM94 254H96V258H97V262L99 263V264H109V262H108V260L106 259V257H105V255L103 254V252L102 251H99V250H96V253L94 252ZM126 254V255H127ZM133 254V253H132ZM12 255V254H11ZM40 255H42V254H40ZM70 255H72V254H70ZM69 255V256H70ZM130 255L131 254H129V257H130ZM169 255V254H168ZM43 256H44V254H43ZM57 256H50L51 258L53 257H57ZM69 256H67V257H69ZM73 256V255H72ZM120 256V255H119ZM123 256H120L122 259L124 258ZM135 255H133V256H131V259H132V257H134ZM137 256V255H136ZM198 256V255H197ZM254 256H255V254H254ZM13 257H14V254H13ZM37 257V256H36ZM59 257V256H58ZM58 257H57V259H58ZM62 257V256H61ZM71 257V256H70ZM77 257V256H76ZM170 257V256H169ZM41 257H39V259H40ZM43 258V257H42ZM49 258V257H48ZM83 258H85V257H83ZM110 258V257H109ZM126 258H128V257H126ZM186 258V257H185ZM16 259V258H15ZM60 259V258H59ZM71 259H73V258H71ZM76 260H77V258H75ZM75 259H73V260H75ZM117 259H118V257H117ZM120 259V258H119ZM140 259V258H139ZM147 259V258H146ZM145 259V260H146ZM149 259V258H148ZM148 259H147V261H148ZM174 259V258H173ZM36 260V259H35ZM34 260V261H35ZM38 260V259H37ZM44 260V259H43ZM64 260V259H63ZM115 260V259H114ZM113 259H112V261H114ZM133 260V259H132ZM132 260L130 261V259H129V261L130 262H132ZM143 260V259H142ZM175 260V259H174ZM78 261V260H77ZM109 261H111V260H109ZM115 261H117V260H115ZM128 261V260H127ZM134 261V260H133ZM144 261V260H143ZM147 261H145V262H147ZM178 261H179V259H178ZM13 262V261H12ZM37 261H35L34 263H36ZM41 262V261H40ZM39 262V263H40ZM42 262H44V261H42ZM69 261H67L66 262V258H65V262L64 263H67V264H71V263H68ZM72 262H75V261H72ZM87 262H89V261H87ZM91 262V261H90ZM96 262V263H97ZM118 262V261H117ZM76 263V262H75ZM94 263V262H93ZM125 263V262H124ZM149 263H151V262H148V264ZM126 264V263H125ZM133 264V263H132ZM144 264V263H143ZM147 264V263H146ZM264 264V263H263Z\"/></svg>","mask_w":264,"mask_h":264}]
</instances>
